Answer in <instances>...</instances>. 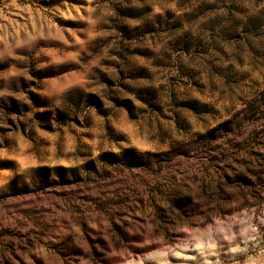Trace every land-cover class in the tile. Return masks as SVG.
Returning a JSON list of instances; mask_svg holds the SVG:
<instances>
[{"label":"rangeland","instance_id":"374dc122","mask_svg":"<svg viewBox=\"0 0 264 264\" xmlns=\"http://www.w3.org/2000/svg\"><path fill=\"white\" fill-rule=\"evenodd\" d=\"M0 264H264V0H0Z\"/></svg>","mask_w":264,"mask_h":264}]
</instances>
